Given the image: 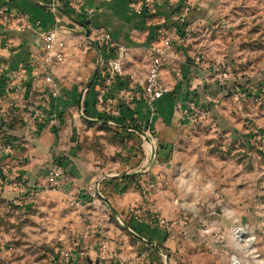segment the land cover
Wrapping results in <instances>:
<instances>
[{
  "label": "crops",
  "instance_id": "obj_1",
  "mask_svg": "<svg viewBox=\"0 0 264 264\" xmlns=\"http://www.w3.org/2000/svg\"><path fill=\"white\" fill-rule=\"evenodd\" d=\"M79 1L81 8L71 13L49 0H8L11 12L25 14L31 28L21 31L14 22H0V202L13 199L20 208L30 207L25 194L31 188L42 190L48 169L60 158L66 179L55 193L65 197L61 207L74 215L71 232L78 240L76 247L69 248L71 264H181L190 253L169 211L180 205L173 201L169 207L160 181L175 178L177 165L178 171L181 168L187 133L193 128L186 112L188 99L197 94L199 103L217 101L220 92H214L215 83L205 81L203 74L206 68L219 67L207 58L195 64V43L174 46L161 72L165 92L155 101L151 122L141 102L120 108L121 122L131 125L137 120L140 132L147 127L149 131L141 134L107 126L94 104L97 86L93 79L89 82L97 69V52L88 42L89 26L103 29L121 47L122 75L111 86L112 95L118 98L122 85L143 84L152 27L156 23L172 27L175 16L170 12L171 1L161 3L152 19L133 13L130 0ZM84 9L93 11L89 22L83 18ZM81 21L86 29L79 25ZM49 28L57 31L63 60L45 67L39 60L40 32ZM118 52L114 49L107 57L118 56ZM129 76L133 77L131 84ZM54 87L57 97L51 94ZM33 105L47 113L35 124L28 122ZM12 139L17 145L11 151L2 150ZM151 146L156 148V162L148 160ZM105 172L110 174H104L100 182L101 199H88L87 185ZM135 181L147 187V197L132 187ZM150 181L156 183L152 186ZM152 188L162 197L157 193L155 200ZM172 188L174 192L181 189L176 184ZM151 208L172 224L167 228L151 224L143 217ZM129 229L144 237L145 243ZM66 235V231L61 234ZM4 256L2 245V261Z\"/></svg>",
  "mask_w": 264,
  "mask_h": 264
},
{
  "label": "rangeland",
  "instance_id": "obj_2",
  "mask_svg": "<svg viewBox=\"0 0 264 264\" xmlns=\"http://www.w3.org/2000/svg\"><path fill=\"white\" fill-rule=\"evenodd\" d=\"M164 1H171L170 12H187L185 25L202 63L207 58L231 75L224 86L213 81L214 92H220L217 101L199 103L201 97L191 96L202 112H188L193 128L181 168L177 165L175 178L160 181L169 207L173 201L180 205L169 210L190 253L180 263L264 264V0ZM104 174L110 173L96 180ZM172 184L180 191L174 192ZM141 185L135 181L132 187L143 196ZM55 190L25 194L31 203L27 208L1 199L0 246L6 256L0 264L73 262L69 248L78 245L71 232L74 215L61 207L65 197ZM152 190L155 198L159 192ZM151 209L144 214L133 210L145 219H163V227L172 224Z\"/></svg>",
  "mask_w": 264,
  "mask_h": 264
},
{
  "label": "built area",
  "instance_id": "obj_3",
  "mask_svg": "<svg viewBox=\"0 0 264 264\" xmlns=\"http://www.w3.org/2000/svg\"><path fill=\"white\" fill-rule=\"evenodd\" d=\"M53 6L67 7L71 13H75L81 8L79 0H49ZM8 0H3L0 5V22L1 23H16L19 30H26L31 28L28 22V18L23 13H12ZM163 3V0H130V6L132 12L137 15H145V18H154L157 16L156 10L159 5ZM84 19L91 21L93 11L92 9H84ZM187 12L184 9H179L175 15L177 20V26L167 27L164 23H156L154 25V37L149 42L148 47V65L143 84L136 87L133 83L123 86L119 91L120 96L117 98L112 95L111 86L115 83L116 79L122 75V56L121 47H118L113 41L112 37L103 29L89 26L88 42L95 46L97 52V71L93 77V84L97 86L94 104L96 109L103 116V122L107 126L111 127H126L129 131H138L140 122L137 120L131 125H125L121 122V110L122 106L132 103L134 101L141 102L145 108L149 111L148 124L154 115V104L165 92L162 84L161 72L164 63L170 57V52L174 46H188L191 45V35L189 33V26L185 25ZM34 27H38L37 24ZM42 40V48L39 54V60L42 66L51 67L58 65L63 60V53L57 46V31L55 28H49L40 32ZM114 49H118V56L109 57L110 52ZM107 55H109L107 57ZM194 62L200 65V54L195 55ZM231 78L228 68H211L204 70L203 79L205 81L212 80L219 86H224ZM128 81L130 84L133 82V77L129 76ZM239 89L236 88L235 91ZM53 97H57V88L54 87L51 91ZM186 112L199 113L202 112L199 104L195 100L190 98L186 104ZM188 113V114H189ZM55 114V111L51 114V117ZM82 114V113H81ZM47 113L42 111L39 107L33 105L29 107L28 122L35 124L36 122L43 121ZM142 130V129H141ZM140 131V130H139ZM149 131L148 127L142 132L146 134ZM17 145V140L12 139L5 143L2 150L11 151L12 148ZM148 160L156 162V148L151 146L148 153ZM66 179V173L63 165L58 164L57 161L48 169L46 175V183L42 187V190L54 189L59 187ZM103 179H98L92 184L87 185L85 189V195L88 199H98L102 197L100 190V182ZM142 192L147 194V187L141 185ZM38 190V189H37ZM37 192L35 188H31L28 191L29 195ZM148 221L159 227H163L164 220L160 218H147ZM129 232L140 242L145 243V238L139 236L135 231L129 229ZM67 261V258H66Z\"/></svg>",
  "mask_w": 264,
  "mask_h": 264
},
{
  "label": "trees",
  "instance_id": "obj_4",
  "mask_svg": "<svg viewBox=\"0 0 264 264\" xmlns=\"http://www.w3.org/2000/svg\"><path fill=\"white\" fill-rule=\"evenodd\" d=\"M179 7H180V6H179ZM179 7L177 6L176 9H177V8L179 9ZM170 10H171V7H170ZM175 13H176V11H175V12H174V11L171 12V14H175ZM144 16H145V15H142L141 17H142V18H145ZM173 26H177V24H173ZM153 30H155V27H152V31H153ZM150 31H151V30H150ZM152 38H153V37H150V39H152ZM116 81H117V79H116ZM116 81H115V82H116ZM101 117H102V116H101ZM101 117H99V119H101V120L104 119L103 117H102V118H101ZM136 129H137V128H136ZM56 161H57L58 164L63 165L62 159L58 158V159H56Z\"/></svg>",
  "mask_w": 264,
  "mask_h": 264
},
{
  "label": "water",
  "instance_id": "obj_5",
  "mask_svg": "<svg viewBox=\"0 0 264 264\" xmlns=\"http://www.w3.org/2000/svg\"><path fill=\"white\" fill-rule=\"evenodd\" d=\"M79 25L81 26V27H83V28H85L86 29V25L85 24H82V23H79ZM87 33H88V30H87ZM96 71H97V69H95V71L93 72V75H92V77H91V79H90V81L89 82H91V80L93 79V77L95 76V74H96ZM90 85V83H88V86ZM139 133H141V134H143L142 132H140L139 131Z\"/></svg>",
  "mask_w": 264,
  "mask_h": 264
}]
</instances>
